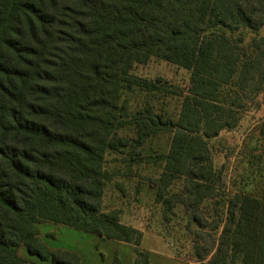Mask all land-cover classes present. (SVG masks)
Instances as JSON below:
<instances>
[{
  "label": "trees",
  "instance_id": "obj_1",
  "mask_svg": "<svg viewBox=\"0 0 264 264\" xmlns=\"http://www.w3.org/2000/svg\"><path fill=\"white\" fill-rule=\"evenodd\" d=\"M263 25L264 0H0V264H32L19 250L81 264L50 250L41 224L138 247L142 232L102 207L112 154L128 171L162 166L147 181L164 222L183 208L200 264H264V196L234 194L224 221L203 207L220 181L209 140L264 87V38L247 52L228 34ZM152 58L191 75L177 121L121 104L123 90L152 89L132 74ZM127 127L134 138L119 135ZM159 135L169 150L145 156Z\"/></svg>",
  "mask_w": 264,
  "mask_h": 264
},
{
  "label": "rangeland",
  "instance_id": "obj_2",
  "mask_svg": "<svg viewBox=\"0 0 264 264\" xmlns=\"http://www.w3.org/2000/svg\"><path fill=\"white\" fill-rule=\"evenodd\" d=\"M242 38V48L249 52L254 39L264 38V25L259 31L242 29L228 34ZM136 79L151 84L150 90L135 86L123 90L121 104L131 115L151 109L165 118L177 121L182 105V96L190 84V73L178 66L152 58L146 64L136 65L132 71ZM121 136L135 137L132 127L119 132ZM171 138L159 135L146 142L145 156L165 154ZM211 157L219 178L217 198L204 204L205 213L216 204L220 220L226 218V202L234 194L243 192L254 197L264 196V87L253 101L247 102L240 114L237 126L221 131L209 140ZM123 156L112 154L109 168L116 177L107 185L103 195V209L116 211L121 224L134 227L143 234L138 247L133 244L102 241L99 237L66 226L41 224L40 238L52 251L63 250L75 253L81 264H200L193 253L194 237L188 230L187 217L178 205L169 223L163 221V207L155 201V191L147 181L162 173L158 164L135 165L128 171L122 164ZM119 171V172H116ZM127 175V176H124ZM180 188V183L174 185ZM195 230V225L190 226ZM220 231V230H219ZM218 236V234H217ZM19 257L32 264L43 263L19 250Z\"/></svg>",
  "mask_w": 264,
  "mask_h": 264
}]
</instances>
